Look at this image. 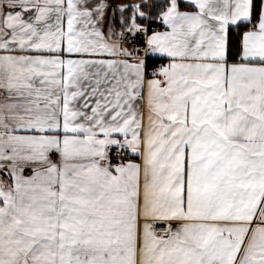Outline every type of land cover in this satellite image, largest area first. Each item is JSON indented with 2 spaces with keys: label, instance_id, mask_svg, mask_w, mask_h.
<instances>
[{
  "label": "snow or ice",
  "instance_id": "obj_1",
  "mask_svg": "<svg viewBox=\"0 0 264 264\" xmlns=\"http://www.w3.org/2000/svg\"><path fill=\"white\" fill-rule=\"evenodd\" d=\"M0 264H264V0H0Z\"/></svg>",
  "mask_w": 264,
  "mask_h": 264
}]
</instances>
